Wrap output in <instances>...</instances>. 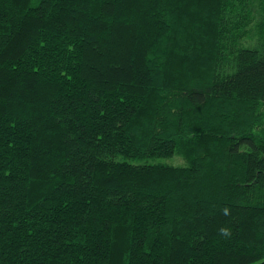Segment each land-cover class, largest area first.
<instances>
[{"label":"trees","instance_id":"trees-1","mask_svg":"<svg viewBox=\"0 0 264 264\" xmlns=\"http://www.w3.org/2000/svg\"><path fill=\"white\" fill-rule=\"evenodd\" d=\"M0 264H264V0H0Z\"/></svg>","mask_w":264,"mask_h":264},{"label":"rangeland","instance_id":"rangeland-1","mask_svg":"<svg viewBox=\"0 0 264 264\" xmlns=\"http://www.w3.org/2000/svg\"><path fill=\"white\" fill-rule=\"evenodd\" d=\"M161 161L166 162V163H177V164L183 163V159L179 156H174L170 158H162Z\"/></svg>","mask_w":264,"mask_h":264},{"label":"clouds","instance_id":"clouds-1","mask_svg":"<svg viewBox=\"0 0 264 264\" xmlns=\"http://www.w3.org/2000/svg\"><path fill=\"white\" fill-rule=\"evenodd\" d=\"M223 231V230H222ZM226 234V233H225Z\"/></svg>","mask_w":264,"mask_h":264}]
</instances>
